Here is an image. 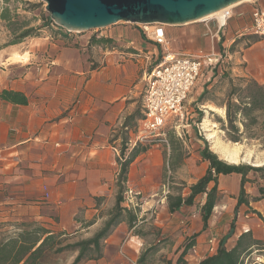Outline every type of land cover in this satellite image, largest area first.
<instances>
[{"label":"crops","instance_id":"0c3cea01","mask_svg":"<svg viewBox=\"0 0 264 264\" xmlns=\"http://www.w3.org/2000/svg\"><path fill=\"white\" fill-rule=\"evenodd\" d=\"M255 7L264 9V0L233 6L230 22L224 28H220L218 17L191 23L194 26L184 28L183 32L165 26L171 40H181L186 35L188 40L196 41L193 48L169 51L199 55L209 52L204 46L209 39L213 48L223 36L229 37L231 43L245 37L243 40L250 44L242 51L249 68L248 52L264 53V39L246 37L254 33L253 20L249 17ZM52 26L54 29L45 30L40 37L19 43V55H27L26 60L16 64L9 59L11 51L0 61V92L15 90L28 99L25 104L0 99V155L3 158L0 160V215H8L7 218L16 215L19 224L36 222L49 230L70 234L101 228L98 217L103 210L102 201L116 202L122 163L140 144L147 149L141 150L130 163L124 189L136 190L142 195L141 201L138 209L125 198L122 202L123 207L139 210L138 223L133 227L127 221L118 223L103 242V256L85 264H128L119 252L125 237H131L127 254L138 261L153 248L161 247L164 251L165 246L167 250L181 247V252L186 237L190 236L194 238L196 252L186 254L185 258L189 264H199L207 255L216 253H208L209 238L215 237L218 244L232 226L233 232L225 242L228 249L248 230L263 247L264 199L255 200L260 195L258 186L247 182L245 197L249 203L236 207L241 174L219 176L221 197L206 227L201 216L206 194L198 195L194 204L174 212L169 209L168 197L159 202L165 186L166 146L136 142V135L143 117L146 75L160 61L162 46L148 39L143 30L140 35L127 39L116 28L107 27L86 36ZM101 37L111 43L92 42L93 38ZM255 57L260 62L259 71L249 77L264 83V54ZM203 89L199 86L192 89L190 101L198 102ZM205 107L211 111L217 109V106ZM203 146L190 151L191 155L185 159L189 165V174L184 178L188 187L209 168V162L200 156ZM187 191L184 188L182 194L186 195ZM170 194L178 193L170 191ZM79 214H82L80 219ZM90 219L93 223L84 226ZM137 224L154 227L153 238L135 232ZM262 252L259 256L264 258Z\"/></svg>","mask_w":264,"mask_h":264},{"label":"trees","instance_id":"16d2710c","mask_svg":"<svg viewBox=\"0 0 264 264\" xmlns=\"http://www.w3.org/2000/svg\"><path fill=\"white\" fill-rule=\"evenodd\" d=\"M0 17L10 24L11 14L9 8H4ZM49 21L52 25L58 26L51 17H49ZM31 33L32 30H25L19 36V40L12 43L21 42L20 39L28 37ZM259 39L264 38L259 37ZM92 42L109 44L111 40L101 37L93 38ZM216 71L217 69H213L212 78L218 75ZM221 77L230 79V74L223 72ZM208 86L209 83L205 85L198 101L200 103L212 101L217 106H224L226 108V124L223 127L230 140L238 142L244 137L249 139L264 138V83H259L251 77H239L237 83L231 84L227 93V100L222 104L217 103L211 97H207V94L210 92ZM0 99L17 104L28 102L27 97L23 93L9 89H4L0 92ZM202 116H204V112L200 111L199 119ZM139 145L137 144L131 150L130 156L122 163L118 175L119 192L114 209L110 212V216L102 228L95 232L92 237L78 241H69L72 236L68 232L52 231L36 222H23L19 224L17 221H0V264H57L56 261L58 260L56 257L65 251L77 253L72 264H82L92 259L101 258L103 256V242L111 235L118 223L127 221L133 227L138 222V210L123 207L122 202L129 165L141 150L147 149V147H140ZM200 156L203 160L209 162L207 172L196 183L187 188L186 195L179 192L178 194H170L168 196V206L171 212L180 210L184 205L194 204L198 195L206 194V202L201 208L203 224L206 227L221 197L218 189V178L222 174L238 173L242 176L237 208L242 203H249V200L245 197L247 182L258 186L260 195L255 200L264 199V184H260L256 180L249 178V174L252 172L264 173L263 165L253 166L244 163H229L221 159L216 152L210 149L207 140H205V144L200 150ZM92 223L93 221H89L86 223V226ZM8 226L13 227L15 230L7 229ZM232 232L233 226L230 233L218 243L216 253L207 255L199 264H257L253 263L254 261H250L251 255L256 249L257 251L264 250V246L262 247L259 242L254 240L250 230H248L239 236L233 248L228 249L225 242ZM191 239V242L185 245L176 261L172 264H189L185 256L195 246L194 238ZM147 254L148 252L140 258L139 264H144Z\"/></svg>","mask_w":264,"mask_h":264},{"label":"rangeland","instance_id":"374dc122","mask_svg":"<svg viewBox=\"0 0 264 264\" xmlns=\"http://www.w3.org/2000/svg\"><path fill=\"white\" fill-rule=\"evenodd\" d=\"M248 2H251V0H247L242 3H248ZM4 8H9L10 10L11 23L9 24L7 21H5L0 17V61L1 59H3V56H6L11 51L12 53L18 51L19 53L20 41H17V43L14 44L12 42L19 40V36L25 30H32V33L28 37L20 39L21 41L27 38L40 37L41 35L44 34L45 30L54 29V27L49 21V17L51 16L50 13L46 10V3H44L41 0H0V15ZM218 18L222 23V18H224L223 15L222 17H218ZM224 19H225L224 24H226V18ZM249 20L250 21L252 20V16L249 17ZM227 22L229 23L230 20H228ZM125 26H129V27L124 28ZM192 26L194 25L186 24L181 26H166V28L167 29L174 28V30L183 32L184 28H191ZM108 28H116L118 30L117 32L123 34V36H127L128 37L127 39H129V37H135L136 35H140L142 30L139 24L126 23V22H120ZM103 30L106 29H102V30L98 29V31H89L83 34H85L86 36H90L92 34L95 35ZM167 32L169 34L167 35L168 37L167 50H171L173 48H178V49L190 48V47L193 48L196 44L195 40L194 41L188 40L186 35H184V38L181 40H174L173 38L171 40L170 33L168 30ZM251 36H254L256 38L257 37L264 38V35H259L255 33H253V35H248L246 37L252 39ZM230 41L231 39L229 37L223 36L221 37L219 43L217 41L215 43L216 50H219L225 59V62L222 64L221 68L217 69L216 71L218 75H216L215 78H212L213 70H211V68L206 67L203 70V73L201 74L199 79L197 80L196 82L197 84H195L193 88V90H196L198 86L204 88L205 85L209 83L208 90H210V92L207 94V97H211L215 99L216 102L219 104H222L227 100V93L231 87V84L237 83V79L239 77H243V76L249 77L251 76L250 75L251 73L259 71L260 62L255 59L256 58L255 55L258 54L261 57L264 54L263 52H261V50H256L253 52L249 51L247 56L250 63H249V68H247V62L243 57L244 51H242V49L247 45H249L250 43L247 42V40H243V39H240L235 43H231ZM208 42L209 43L204 46L206 50L210 49L209 51H211L212 49L211 39H209ZM26 59H27V55L23 57L22 60H26ZM14 62L16 64H19V62L16 61ZM158 62H156L155 64H157ZM223 72H228L230 74V79L222 78L221 74ZM211 81L212 83H210ZM191 96L192 93L189 94L185 102V107L183 109L182 114L178 116L170 117L167 120L166 125L164 127L165 136L168 139V143H162L163 145L166 146L164 183L166 186L169 187L171 192L179 193V192H183L184 188H188L187 182L184 180V178L187 177L189 174L188 173L189 165L188 163H186L185 159L191 155L189 154L190 151H197V148L199 146H203V144H205V140H207L210 149L216 152L218 156L223 160H225L224 155L220 150L217 151V149L223 145H226L227 147L234 149L235 148L234 145L238 143L237 145L240 149V155L241 157L242 156L243 157L241 158L240 162L237 164L244 163L250 165L253 164L255 166H262V165L264 166V138L249 139L244 137L241 141L238 142H234L230 140L226 130L223 127L224 124H226V108L224 106H217L215 102L212 101H208L204 103H200L199 101L197 102L196 100L190 101ZM206 105H211V107L217 106V109L213 107L212 109H215V111L208 110L205 107ZM201 110H205L203 111L204 116H202V118L199 119V113ZM210 133H213L215 135V138H210L209 137ZM147 144H153V143H147ZM168 146L171 147V152L169 150L170 147ZM125 147L126 145H124L122 149H125ZM249 178H251L252 180H256L260 184H264V173L252 172L249 174ZM248 188H249V184H248ZM125 191L126 189L123 192V200L125 198ZM134 191L136 192V190ZM141 197L142 195L137 196L135 198V203H137L138 205L140 204ZM103 202H104L103 210L99 213V217H98L101 220L100 224L102 225H104L105 221L109 218L110 212L114 209V205L116 203L113 201L107 203L105 202V200H103L102 203ZM7 217L8 215H4V216L0 215V221L10 220V221L19 222V219H17L19 217H17L16 215L10 216L9 218ZM78 217L79 219L82 218V214H79ZM89 221H91V219L86 221V223ZM86 223L84 222V226L86 225ZM7 229L15 230L13 227L10 226H8ZM99 229L100 227L95 230L98 231ZM95 230L93 229L87 231L78 230L77 233L71 234L72 237L69 241H78V240L90 238L96 232ZM134 231L135 232L140 231L141 233L147 235L148 239L153 238V235H155L156 233L154 227L144 226V224L141 226L139 225L135 226ZM191 238H193V236L186 237V241L185 243H183L184 246L188 242H191L192 240ZM164 248H163L164 251H161V247L159 250L157 249L153 251L151 250V252L147 254L144 264L174 263L180 254L179 250L181 249V247H179L178 249H174L173 247H170L168 250L166 246ZM262 251L253 252L250 261L255 262L257 257L260 254H263ZM193 252L194 251L192 249L189 251V253H193ZM76 254L77 253L72 251H65L56 257L58 260L56 261V263L72 264ZM139 260L140 258H138V262ZM82 264H85V262H83Z\"/></svg>","mask_w":264,"mask_h":264},{"label":"built area","instance_id":"2783aa9c","mask_svg":"<svg viewBox=\"0 0 264 264\" xmlns=\"http://www.w3.org/2000/svg\"><path fill=\"white\" fill-rule=\"evenodd\" d=\"M232 8H228L222 14L226 18V24L232 17ZM252 20L253 32L264 35V9L255 7L252 11ZM219 22L220 28L226 26V24L221 23L220 19ZM141 26L146 37L156 45L162 46L164 52L160 61L146 75V87L143 96V117L137 128L136 142L168 143L164 132L167 120L172 116L182 114L185 102L203 70L206 67L211 68V70L219 69L225 62V59L215 47L211 51L199 55L170 52L167 50L168 37L164 25ZM2 159L0 155V160ZM169 193L170 189L165 185L159 202L165 201ZM139 195L133 189H128L125 192V200L130 205L137 206L135 198ZM130 239L131 237H125L122 240L119 252L127 260L128 264H138V261L132 259L126 252ZM208 244V253L217 251L218 244L215 237L209 238ZM192 250L196 252L195 247ZM253 263L264 264V258L258 256Z\"/></svg>","mask_w":264,"mask_h":264},{"label":"water","instance_id":"95a60500","mask_svg":"<svg viewBox=\"0 0 264 264\" xmlns=\"http://www.w3.org/2000/svg\"><path fill=\"white\" fill-rule=\"evenodd\" d=\"M41 1L46 3V10L58 26L70 32L86 33L120 22L164 26L191 24L205 21L212 14L244 0Z\"/></svg>","mask_w":264,"mask_h":264},{"label":"bare ground","instance_id":"6f19581e","mask_svg":"<svg viewBox=\"0 0 264 264\" xmlns=\"http://www.w3.org/2000/svg\"><path fill=\"white\" fill-rule=\"evenodd\" d=\"M245 1H247V0H244L243 2H245ZM234 6H235V5H234ZM231 7H232V6L227 7V8H225V9H222V10H220V11H218V12L212 14V15L209 16L208 18H211V17H222V14H223L228 8H231ZM222 23H223V24L225 23V19H224V18H222ZM9 59L14 60V61H18V60H22L23 57H22L21 55H19L18 52H13ZM209 135H210V136H209L210 138H215V135H214L213 133H210ZM216 144H217V143H216ZM237 144H238V143H236V144L234 145V146H235L234 149H231V148L227 147L226 145H223V146H221L220 148H218L217 151L220 150V151L222 152V154L224 155V158H225V160H227V162L237 164V163L240 162L241 158L243 157V156L241 157V155H240V149H239V147H238ZM216 147H217V146H216ZM256 164H257V163H256Z\"/></svg>","mask_w":264,"mask_h":264}]
</instances>
